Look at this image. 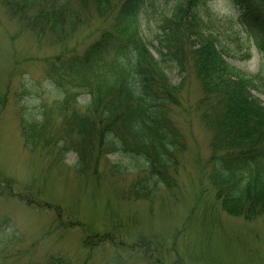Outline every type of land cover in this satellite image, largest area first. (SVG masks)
Returning a JSON list of instances; mask_svg holds the SVG:
<instances>
[{
  "label": "rangeland",
  "instance_id": "1",
  "mask_svg": "<svg viewBox=\"0 0 264 264\" xmlns=\"http://www.w3.org/2000/svg\"><path fill=\"white\" fill-rule=\"evenodd\" d=\"M185 1L158 0L139 16L143 40L172 85L181 88L170 116L186 141L173 189L144 199L141 188L131 191L146 169L144 160L105 154L81 172L85 161L77 152L60 149L68 141L64 119L73 110L84 112L89 97L74 90L71 106L66 102L69 109L60 111L67 96L57 88L51 65L60 58L82 59L116 14L106 20L94 3L83 7L70 0L68 12L78 13V21L70 26L67 17L63 27L53 28L10 15L0 0V264H264V216L248 222L227 215L205 174L212 135L197 109L201 82L191 65L182 73L156 50L161 21ZM202 1L228 63L260 76L264 91V51L239 25L233 1ZM122 3L113 0V10ZM40 10L27 14L37 17ZM255 96L264 105V95ZM25 118L49 124L37 148L26 147ZM117 165L127 167L126 176L123 171L113 177Z\"/></svg>",
  "mask_w": 264,
  "mask_h": 264
},
{
  "label": "trees",
  "instance_id": "2",
  "mask_svg": "<svg viewBox=\"0 0 264 264\" xmlns=\"http://www.w3.org/2000/svg\"><path fill=\"white\" fill-rule=\"evenodd\" d=\"M69 1L4 0L10 15L29 18L38 26L52 24L53 28L63 27L67 17L70 26L78 21V13L68 12ZM76 1L83 7L94 3L101 18L116 17L82 59L60 58L57 65H51L57 88L67 96L60 111L69 109L68 98L74 90H83L89 97L84 112L63 114L68 141L60 149L62 153L77 152L85 161L81 172L105 154L142 159L146 169L136 176L131 191L141 188L145 194L138 196L144 199L156 192L169 193L175 184L172 173L178 171L186 151V141L170 116L181 88L172 85L162 69L163 62L156 60L143 40L139 18L158 0H121L117 12L113 0ZM232 1L239 25L259 52L264 51V0ZM33 8L41 9L37 17L27 14ZM204 8L206 2L202 0H186L174 6L171 16L158 27L161 34L156 38V50L160 57L166 53L173 59L182 73L187 65L193 67L203 88L197 109L212 135L205 174L227 215L254 222L264 216V105L255 96L264 95L263 79L247 76L228 63L225 49L218 47L210 32V17L202 14V10L208 11ZM48 127L46 122L25 118L22 134L26 147H39ZM74 136L79 140L74 141ZM115 168L113 177L123 171L126 176L127 167ZM84 244L91 249L90 244ZM48 263L62 261L52 259Z\"/></svg>",
  "mask_w": 264,
  "mask_h": 264
}]
</instances>
